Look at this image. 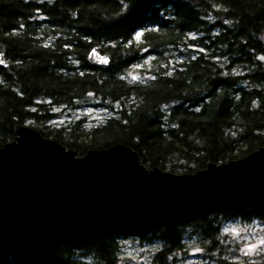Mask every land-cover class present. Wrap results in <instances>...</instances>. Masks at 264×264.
Segmentation results:
<instances>
[{
  "label": "trees",
  "instance_id": "1",
  "mask_svg": "<svg viewBox=\"0 0 264 264\" xmlns=\"http://www.w3.org/2000/svg\"><path fill=\"white\" fill-rule=\"evenodd\" d=\"M96 45L109 54L106 66L88 59ZM181 46L196 49L163 67L164 51ZM0 48L8 62L0 67V148L26 124L77 155L122 143L147 168L189 174L264 146V0H0ZM150 54L153 75L127 79ZM91 99L112 111L103 123H52L54 108ZM232 219L264 224V204L0 250V264H121L119 238L130 234L159 241L152 264H170L190 229L207 258L221 259V225Z\"/></svg>",
  "mask_w": 264,
  "mask_h": 264
},
{
  "label": "water",
  "instance_id": "2",
  "mask_svg": "<svg viewBox=\"0 0 264 264\" xmlns=\"http://www.w3.org/2000/svg\"><path fill=\"white\" fill-rule=\"evenodd\" d=\"M107 50L88 53L95 66ZM0 67L8 65L0 48ZM0 148V250L47 247L188 221L224 206L264 204V146L189 174L147 168L119 143L77 155L29 125Z\"/></svg>",
  "mask_w": 264,
  "mask_h": 264
},
{
  "label": "rangeland",
  "instance_id": "3",
  "mask_svg": "<svg viewBox=\"0 0 264 264\" xmlns=\"http://www.w3.org/2000/svg\"><path fill=\"white\" fill-rule=\"evenodd\" d=\"M140 35L138 32L135 36ZM196 38L197 35H193ZM194 46H181L164 51L168 58V63L163 67L171 68L175 62H180L192 53ZM195 51V50H194ZM152 54L145 56L135 62L127 71L126 78L131 81H140L150 78L153 73ZM135 77V79H133ZM54 112H59L58 118L52 120L55 124H67L75 119L85 118L86 126L92 127L103 123L112 113L109 108L104 107L95 99H91L82 106L76 108H54ZM235 229V232L226 231ZM221 233L225 235L224 242H227L226 251L223 250L221 259L207 258L204 249L201 247L197 234L190 232L184 240L185 249L176 255L175 260L170 264H264V247L258 248L250 255H243L242 248L247 244H258L264 239V224L257 221H242L239 219L227 220L221 225ZM238 233V234H237ZM120 262L121 264H152L156 250L160 247L157 240L144 241L138 235L130 234L119 238ZM216 250H219L218 248Z\"/></svg>",
  "mask_w": 264,
  "mask_h": 264
},
{
  "label": "snow or ice",
  "instance_id": "4",
  "mask_svg": "<svg viewBox=\"0 0 264 264\" xmlns=\"http://www.w3.org/2000/svg\"><path fill=\"white\" fill-rule=\"evenodd\" d=\"M136 38L139 39V34L137 35ZM92 55L97 57V59H99L101 63H104V64L108 63V60L104 57H100L95 49H93ZM261 59H264V57H261ZM0 63H3V61L0 60ZM81 74H83V73H81ZM133 79H135V77H133ZM226 231L235 232V229H227ZM261 247H264V239H261L258 244H247L245 246V248L241 249V252L243 255L247 256V255L252 254L254 251H256L258 248H261Z\"/></svg>",
  "mask_w": 264,
  "mask_h": 264
}]
</instances>
